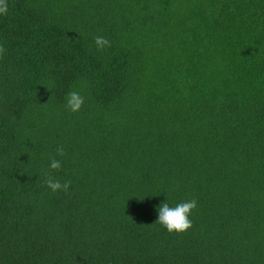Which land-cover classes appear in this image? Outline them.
<instances>
[{
    "label": "trees",
    "instance_id": "obj_1",
    "mask_svg": "<svg viewBox=\"0 0 264 264\" xmlns=\"http://www.w3.org/2000/svg\"><path fill=\"white\" fill-rule=\"evenodd\" d=\"M7 3L0 264H264V0Z\"/></svg>",
    "mask_w": 264,
    "mask_h": 264
},
{
    "label": "clouds",
    "instance_id": "obj_2",
    "mask_svg": "<svg viewBox=\"0 0 264 264\" xmlns=\"http://www.w3.org/2000/svg\"><path fill=\"white\" fill-rule=\"evenodd\" d=\"M9 12L7 0H0V16H5ZM108 41L102 37H97L96 45L98 47H104L108 45ZM3 53V48L0 47V54ZM85 104V96L81 90H71L64 97V110L69 113H79ZM57 154L60 156L64 155L63 148L57 149ZM61 160L52 158L49 162V167L53 170L61 168ZM48 188L53 192L61 189H67L68 184L61 182L57 179L49 177L46 180ZM198 201L193 198L185 200L183 202L171 206L167 199L166 201L159 204L156 208L157 219L155 223H158L169 233H184L186 230L192 227L191 214L194 209L197 208Z\"/></svg>",
    "mask_w": 264,
    "mask_h": 264
}]
</instances>
